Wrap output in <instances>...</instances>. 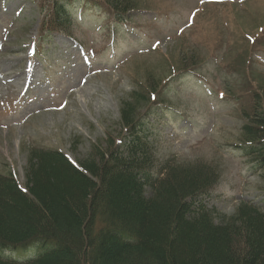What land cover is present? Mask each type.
<instances>
[{
	"label": "rangeland",
	"instance_id": "rangeland-1",
	"mask_svg": "<svg viewBox=\"0 0 264 264\" xmlns=\"http://www.w3.org/2000/svg\"><path fill=\"white\" fill-rule=\"evenodd\" d=\"M171 1L176 4V16L169 14L174 16L154 26L153 12L132 14V23L144 28L142 41L130 46L124 41L114 47V52L107 51L92 66L86 63L84 67L85 55L77 43L58 34L41 37L43 12L38 5L30 0H0V173H12L25 185L31 148L59 150L78 164L90 154L92 146H104L108 137L120 133L121 104L130 102L131 94L144 88L146 80H152L155 87L161 84L167 90L151 102L166 103L164 116L154 111L159 114L154 116L152 112L145 125L149 139L154 140L155 160L211 164L217 171V182L210 198L202 200L213 204L225 217L234 213L239 201L258 202L264 197V184L259 176L248 172L245 157L236 149L244 120L236 103L232 105L218 95L230 88L238 102L246 106L250 104V91L264 90V59L252 55L262 49L264 55V0L215 3L221 6L208 0L133 3L138 8L167 10ZM192 9L203 11L196 17V24L188 28L191 36L183 31L185 38L175 39ZM99 13L98 18L91 15L83 20L85 27L79 34L92 53L101 45L106 30ZM244 33L259 34V38L251 45ZM220 47L230 49L217 65ZM209 48L219 60L214 58L199 70L203 60L215 55ZM117 51L127 52V60L114 64L122 60V56L112 58ZM183 57L190 60L187 65L179 63ZM198 62L196 68L192 67ZM171 65L178 69L187 66L200 73L203 77H196L206 83L200 89L211 90L207 99L187 79L161 82L166 80ZM186 81L189 88L184 86ZM149 105L142 104L139 113L150 110ZM186 115H191L188 121L174 122L176 116Z\"/></svg>",
	"mask_w": 264,
	"mask_h": 264
},
{
	"label": "trees",
	"instance_id": "trees-1",
	"mask_svg": "<svg viewBox=\"0 0 264 264\" xmlns=\"http://www.w3.org/2000/svg\"><path fill=\"white\" fill-rule=\"evenodd\" d=\"M41 1L50 5L47 25L70 34L63 0ZM96 1L114 14L137 8ZM157 87L146 80L121 104L120 133L92 146L78 167L61 152L31 148L24 189L0 173V264H264V204L242 201L225 217L201 202L217 180L211 164L156 163L139 110ZM246 119L240 147L264 183V103ZM7 249L35 256L7 259Z\"/></svg>",
	"mask_w": 264,
	"mask_h": 264
},
{
	"label": "bare ground",
	"instance_id": "bare-ground-1",
	"mask_svg": "<svg viewBox=\"0 0 264 264\" xmlns=\"http://www.w3.org/2000/svg\"><path fill=\"white\" fill-rule=\"evenodd\" d=\"M204 196V195H203Z\"/></svg>",
	"mask_w": 264,
	"mask_h": 264
},
{
	"label": "snow or ice",
	"instance_id": "snow-or-ice-1",
	"mask_svg": "<svg viewBox=\"0 0 264 264\" xmlns=\"http://www.w3.org/2000/svg\"><path fill=\"white\" fill-rule=\"evenodd\" d=\"M155 46V45H154Z\"/></svg>",
	"mask_w": 264,
	"mask_h": 264
}]
</instances>
